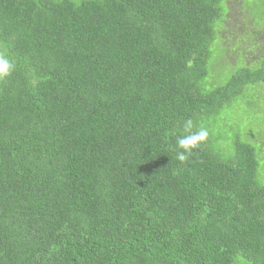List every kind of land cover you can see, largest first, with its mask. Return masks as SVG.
Instances as JSON below:
<instances>
[{"label":"trees","instance_id":"trees-1","mask_svg":"<svg viewBox=\"0 0 264 264\" xmlns=\"http://www.w3.org/2000/svg\"><path fill=\"white\" fill-rule=\"evenodd\" d=\"M223 9L0 0V52L15 63L0 80V264H264L254 148L236 140L220 160L205 141L176 158L185 122L264 88V15L243 4L239 65L208 78ZM206 79L218 87L202 91Z\"/></svg>","mask_w":264,"mask_h":264},{"label":"rangeland","instance_id":"rangeland-1","mask_svg":"<svg viewBox=\"0 0 264 264\" xmlns=\"http://www.w3.org/2000/svg\"><path fill=\"white\" fill-rule=\"evenodd\" d=\"M38 1V0H31ZM51 2H57L61 0H49ZM74 4L79 3L82 0H67ZM220 0V9L224 13L223 7L226 9L225 14L217 27L218 37L221 41L213 38L210 45V57L207 65V71L210 76L214 79H218L224 76L230 67L239 65L238 60L240 57L233 54L234 37L230 34V31L234 32V24L232 18L239 17L241 14V6L251 14L264 15V0ZM233 24V26H232ZM244 27V26H241ZM215 32V29H214ZM237 44V43H236ZM241 49L246 45V40H240L239 42ZM222 45L226 47L225 53H222ZM4 49L0 42V50ZM1 54V52H0ZM223 55V58H222ZM240 56V53H239ZM238 57V59H237ZM236 70V69H235ZM234 71V70H232ZM229 72L224 76L223 81L232 73ZM207 79L200 83L202 91H211L218 87L216 85H207ZM247 94L252 97H247L244 103L238 102L237 106L231 110L220 111L216 116L208 117L193 125V128L198 131L200 128L208 130V137L206 143L211 151L216 154V157L220 160H228L236 140L243 143L249 144L254 148L257 153V179L260 173L261 180L260 185H264V88L255 86L247 89ZM246 102H250L254 105V108L260 107L259 112L261 115L254 114V112L247 107ZM259 182V181H258ZM260 183V182H259Z\"/></svg>","mask_w":264,"mask_h":264},{"label":"clouds","instance_id":"clouds-1","mask_svg":"<svg viewBox=\"0 0 264 264\" xmlns=\"http://www.w3.org/2000/svg\"><path fill=\"white\" fill-rule=\"evenodd\" d=\"M15 71V63L9 57L0 54V80L8 78ZM192 121L188 120L184 124V129L188 133L177 140L180 151L177 152L176 158L182 164L189 160L194 154V150L203 144L209 135L208 130L200 128L198 131H191Z\"/></svg>","mask_w":264,"mask_h":264}]
</instances>
